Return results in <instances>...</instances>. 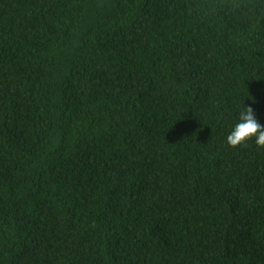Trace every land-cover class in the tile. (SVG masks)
Segmentation results:
<instances>
[{
  "label": "trees",
  "instance_id": "obj_1",
  "mask_svg": "<svg viewBox=\"0 0 264 264\" xmlns=\"http://www.w3.org/2000/svg\"><path fill=\"white\" fill-rule=\"evenodd\" d=\"M264 0H0V264H264Z\"/></svg>",
  "mask_w": 264,
  "mask_h": 264
},
{
  "label": "clouds",
  "instance_id": "obj_2",
  "mask_svg": "<svg viewBox=\"0 0 264 264\" xmlns=\"http://www.w3.org/2000/svg\"><path fill=\"white\" fill-rule=\"evenodd\" d=\"M255 138L257 148H264V125H261L251 107H242L239 114V123L235 125L226 137V144L236 148L246 141Z\"/></svg>",
  "mask_w": 264,
  "mask_h": 264
}]
</instances>
